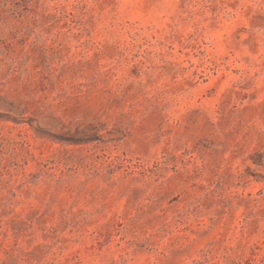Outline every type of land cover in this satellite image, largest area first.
<instances>
[{
  "label": "rangeland",
  "instance_id": "1",
  "mask_svg": "<svg viewBox=\"0 0 264 264\" xmlns=\"http://www.w3.org/2000/svg\"><path fill=\"white\" fill-rule=\"evenodd\" d=\"M0 264H264V0H0Z\"/></svg>",
  "mask_w": 264,
  "mask_h": 264
}]
</instances>
